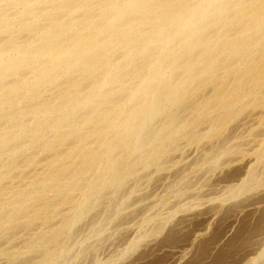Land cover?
I'll use <instances>...</instances> for the list:
<instances>
[{
	"label": "bare ground",
	"instance_id": "1",
	"mask_svg": "<svg viewBox=\"0 0 264 264\" xmlns=\"http://www.w3.org/2000/svg\"><path fill=\"white\" fill-rule=\"evenodd\" d=\"M262 125L264 0H0V235L40 227L0 255L57 263L101 195L181 147L252 158L222 199L261 187Z\"/></svg>",
	"mask_w": 264,
	"mask_h": 264
},
{
	"label": "rangeland",
	"instance_id": "2",
	"mask_svg": "<svg viewBox=\"0 0 264 264\" xmlns=\"http://www.w3.org/2000/svg\"><path fill=\"white\" fill-rule=\"evenodd\" d=\"M245 120H242L244 123L241 121L240 128L244 134L241 135L238 128V135L248 133L247 127L252 122ZM233 134L226 136L228 142L225 141V145L231 143V138L236 135ZM246 137L250 138L248 141L252 140V146ZM241 139L247 143L244 141L242 144L245 149L253 147L256 141L253 139L258 137L247 134ZM223 143H203L198 148L188 146L189 149L181 147L180 151L164 156V169L158 172L153 169L149 174L151 178L147 175L150 169L139 168L137 170L140 171H136L139 177L128 179L130 182L122 184V190L121 187L108 190L110 194L106 191L108 194L104 198L101 195L102 201L99 198L100 203L96 201L97 206L94 205L95 208L77 223L78 226L75 225L76 229L73 227L74 233L70 232L68 239V235L63 237L69 240L61 241L63 247L67 246L66 255L62 254L60 261L57 259L59 262L55 264H108V261L110 264H251V260L259 253L258 262L256 260L252 264H264V184L259 185L262 188L245 189L247 191L237 193L234 198L228 196L222 199L228 188L240 183L252 162L248 156L222 155L225 147L221 145ZM244 143L247 146L244 147ZM219 144L222 146L220 151ZM206 152L220 155L222 165L214 171L206 167L203 157L206 160L210 156ZM230 157H233L231 161ZM226 158L229 159L227 163ZM257 168V177L262 181L264 165ZM136 172L135 175H138ZM135 181L136 184L133 183ZM134 185L136 188H133ZM26 228L22 226L24 230L14 233L16 236L0 235V252H15L18 248L15 241L22 243L31 237L32 234L28 233L33 232L35 235L37 230L40 231L39 226L29 227L31 231H26ZM21 233L23 236H19ZM137 237H141L138 245L128 249L129 243ZM232 239L235 241L231 246ZM63 241L67 243L65 246ZM20 243L18 246L21 248L24 244L20 246ZM2 254L0 264H10L7 256ZM13 263L18 264L17 261Z\"/></svg>",
	"mask_w": 264,
	"mask_h": 264
}]
</instances>
